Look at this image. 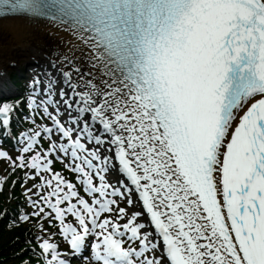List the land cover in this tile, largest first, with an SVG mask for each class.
I'll use <instances>...</instances> for the list:
<instances>
[{"label": "snow or ice", "instance_id": "obj_1", "mask_svg": "<svg viewBox=\"0 0 264 264\" xmlns=\"http://www.w3.org/2000/svg\"><path fill=\"white\" fill-rule=\"evenodd\" d=\"M8 15L74 38L0 96V190L19 169L10 226L36 229L22 264H264V0H0Z\"/></svg>", "mask_w": 264, "mask_h": 264}, {"label": "bare ground", "instance_id": "obj_2", "mask_svg": "<svg viewBox=\"0 0 264 264\" xmlns=\"http://www.w3.org/2000/svg\"><path fill=\"white\" fill-rule=\"evenodd\" d=\"M74 38L67 32L52 26L49 22L24 17L0 19V82L10 65L23 58L32 59L35 68L31 78L45 71L52 55L71 47ZM78 43V42H77ZM47 52H46V51ZM86 51L75 52L79 63L87 70ZM31 57V58H30ZM38 60V61H37ZM27 62V61H26Z\"/></svg>", "mask_w": 264, "mask_h": 264}, {"label": "trees", "instance_id": "obj_3", "mask_svg": "<svg viewBox=\"0 0 264 264\" xmlns=\"http://www.w3.org/2000/svg\"><path fill=\"white\" fill-rule=\"evenodd\" d=\"M14 198L10 203L8 213L0 222V264H20L29 257L27 241L31 240L36 231L29 223H20L18 226H10L18 215L19 209L24 205L23 193L20 181L14 189Z\"/></svg>", "mask_w": 264, "mask_h": 264}, {"label": "rangeland", "instance_id": "obj_4", "mask_svg": "<svg viewBox=\"0 0 264 264\" xmlns=\"http://www.w3.org/2000/svg\"><path fill=\"white\" fill-rule=\"evenodd\" d=\"M46 51V50H45ZM47 52V51H46ZM3 165H0V175H2V172H3Z\"/></svg>", "mask_w": 264, "mask_h": 264}]
</instances>
